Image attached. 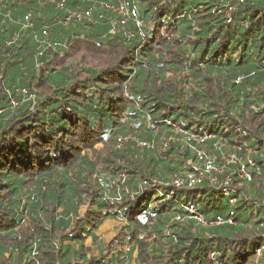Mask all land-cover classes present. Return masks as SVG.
Masks as SVG:
<instances>
[{"label": "trees", "instance_id": "1", "mask_svg": "<svg viewBox=\"0 0 264 264\" xmlns=\"http://www.w3.org/2000/svg\"><path fill=\"white\" fill-rule=\"evenodd\" d=\"M63 1L0 0V264H264V0Z\"/></svg>", "mask_w": 264, "mask_h": 264}, {"label": "built area", "instance_id": "2", "mask_svg": "<svg viewBox=\"0 0 264 264\" xmlns=\"http://www.w3.org/2000/svg\"><path fill=\"white\" fill-rule=\"evenodd\" d=\"M49 2V4H52L54 6V8L58 9V10H62L64 8V1L63 0H47ZM234 2L238 3V4H242L244 2V0H225V3L223 5V16L226 19V23L230 24L232 23V17H233V13L235 10L234 7ZM106 8V10L112 12V13H116L118 14L122 19L120 21V24L125 25L127 22V11L126 8L123 4H119L118 6H114V5H109L106 4L104 6ZM88 16H90V10H87L85 12V14H78V13H69L64 19L63 21H60L59 24L61 25H68L72 19L75 20L76 22H81V21H88L87 19L89 18ZM25 24L27 26V23L30 20V15L28 14L25 17ZM142 22L140 20H135V26L137 28L141 27ZM25 26V27H26ZM43 35H46V32H43ZM131 35L130 33L127 34V38H129ZM38 56H41L42 53H38ZM23 93L25 94V91H23ZM167 125L169 126H173V130L174 131H178L175 126L173 124H171L170 122H167ZM193 135L188 134L186 135L185 138V142L186 143H190L191 141H193ZM138 145L140 146H144L146 148H151V146L149 144L146 143H139ZM191 149H194L193 147H190ZM195 154H196V159L198 164H195L192 166V171H183L181 173H179L172 181L173 185L175 187H186V188H193L196 187L200 184H202L204 182V180L206 178H211L208 177L210 174L212 175L215 169H217V166H213L214 165V159L211 158L209 155L203 153L202 151H198L195 150ZM217 171L220 173V171L217 169ZM240 177L241 178H245L247 180L250 179L247 170L245 169V167L242 165V167L240 168ZM228 180V179H227ZM211 183H214V180L211 181ZM187 211L190 214H194V210L193 207H189L187 209ZM193 218L197 221L202 223L203 225H207L200 216H193ZM220 223V220L218 219L216 222H211L210 225H217ZM260 253V250L256 251V254L258 255Z\"/></svg>", "mask_w": 264, "mask_h": 264}, {"label": "rangeland", "instance_id": "3", "mask_svg": "<svg viewBox=\"0 0 264 264\" xmlns=\"http://www.w3.org/2000/svg\"><path fill=\"white\" fill-rule=\"evenodd\" d=\"M20 93H23V91H20ZM11 103L13 105H16L12 100H11ZM97 148H101V147L97 146ZM213 166L215 167L216 165L214 164ZM217 169H215L213 172L216 173V174H219ZM208 177H211V174ZM116 233H119L117 224L115 222H107V223L104 224V226H102V228L98 232V237H99V241L98 242L99 243L111 242L113 240L114 236L116 235ZM117 235L120 236L121 234H117ZM85 242H86V245L91 246L93 248V250H94V252L96 254L97 248H95L92 245L91 239L90 238H86Z\"/></svg>", "mask_w": 264, "mask_h": 264}, {"label": "bare ground", "instance_id": "4", "mask_svg": "<svg viewBox=\"0 0 264 264\" xmlns=\"http://www.w3.org/2000/svg\"><path fill=\"white\" fill-rule=\"evenodd\" d=\"M205 181V180H204ZM217 181V180H216Z\"/></svg>", "mask_w": 264, "mask_h": 264}]
</instances>
